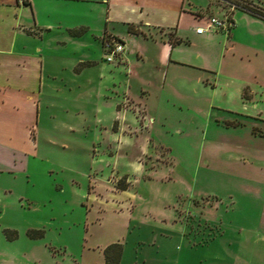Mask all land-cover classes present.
<instances>
[{"label":"crops","instance_id":"1","mask_svg":"<svg viewBox=\"0 0 264 264\" xmlns=\"http://www.w3.org/2000/svg\"><path fill=\"white\" fill-rule=\"evenodd\" d=\"M222 12L218 0H0V173L26 169L40 131L96 147L97 168H115L88 180L94 217L78 264H103L104 247L123 244L153 187L163 208L198 203L201 174L261 196L264 223V17L237 7L228 33L196 32ZM104 35L124 42L119 60L104 59ZM88 223L107 230L87 241ZM7 226L3 248L19 235ZM0 264L17 255L0 253Z\"/></svg>","mask_w":264,"mask_h":264},{"label":"rangeland","instance_id":"2","mask_svg":"<svg viewBox=\"0 0 264 264\" xmlns=\"http://www.w3.org/2000/svg\"><path fill=\"white\" fill-rule=\"evenodd\" d=\"M40 136L44 140H38V154L29 158L26 169L0 173V188L6 189L0 193V226L15 225L19 233L7 247L0 245V253H15L18 264H78L86 223L94 217L84 204L88 180L93 182L112 168L115 176V168L106 165L99 170L97 148L77 144L68 138L71 135L40 131ZM45 136L55 143L45 141ZM57 138L67 144L57 143ZM121 176L111 179L113 185L123 184ZM206 177L201 174L198 181L206 193H199V202L190 206L179 197L173 207H161L153 187L148 202L138 206L141 222L134 220L127 228L118 264H264V223L256 222L263 198L245 193L235 182ZM214 189L224 193H209ZM158 214L176 220L165 223ZM25 228L41 229L42 235L27 238ZM96 229L105 233L107 226L88 223L87 230L94 235L87 241L94 242ZM215 254L228 262L212 263Z\"/></svg>","mask_w":264,"mask_h":264},{"label":"built area","instance_id":"3","mask_svg":"<svg viewBox=\"0 0 264 264\" xmlns=\"http://www.w3.org/2000/svg\"><path fill=\"white\" fill-rule=\"evenodd\" d=\"M223 5V12L221 15H209L206 18L205 24L196 27V32H213L221 31L228 33L234 24L232 18V11L237 7L244 5L253 6L248 0H218ZM101 44L104 50V59L106 61L119 60L125 51L124 42L113 36H102Z\"/></svg>","mask_w":264,"mask_h":264},{"label":"trees","instance_id":"4","mask_svg":"<svg viewBox=\"0 0 264 264\" xmlns=\"http://www.w3.org/2000/svg\"><path fill=\"white\" fill-rule=\"evenodd\" d=\"M244 9L249 10L255 14L264 17V7L253 3V6L244 5ZM2 232L7 239H12L16 236L15 230L3 228ZM25 234L30 238L40 237L42 235L41 229L29 228L25 231ZM121 251V245L119 243H109L103 249L104 252V263L103 264H117Z\"/></svg>","mask_w":264,"mask_h":264}]
</instances>
